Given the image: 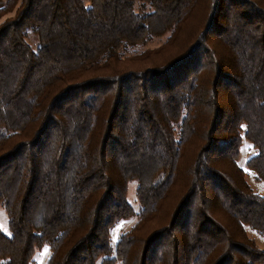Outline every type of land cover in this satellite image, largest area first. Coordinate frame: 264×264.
Wrapping results in <instances>:
<instances>
[{
  "label": "trees",
  "instance_id": "trees-1",
  "mask_svg": "<svg viewBox=\"0 0 264 264\" xmlns=\"http://www.w3.org/2000/svg\"><path fill=\"white\" fill-rule=\"evenodd\" d=\"M244 138L264 180V0L0 6L2 264H264Z\"/></svg>",
  "mask_w": 264,
  "mask_h": 264
},
{
  "label": "rangeland",
  "instance_id": "rangeland-1",
  "mask_svg": "<svg viewBox=\"0 0 264 264\" xmlns=\"http://www.w3.org/2000/svg\"><path fill=\"white\" fill-rule=\"evenodd\" d=\"M6 0H0V6L4 5ZM168 34L161 36V37H155L153 40L148 42L147 44L140 45L132 51V53L139 52L145 49H154L160 45H162L168 38ZM26 40L28 43L32 46L34 50H37L39 47V38L37 33L34 31L32 27H28L26 29ZM167 49H170V47H167ZM164 52V51H163ZM162 52V53H163ZM164 55V53H163ZM161 56L160 54H153L149 61L152 62V60H156L157 57ZM142 57V56H141ZM142 62L138 63L137 65H140ZM141 67V66H139ZM256 153V149L252 146V143L247 139L244 138L242 146H241V155L239 158V163L245 168L246 170V176L253 187V189L261 194H264V180L257 179L255 176V171L247 167V161L250 156ZM137 181L132 180L129 183L128 187V199L130 202L134 205V207L138 210L139 208V201L136 196V187H137ZM137 221V216L133 215L128 218H122L120 219L112 228L111 231V243L113 245V248L116 247L117 241L119 239V236L124 232L130 229ZM0 227L1 229L7 234L11 235L12 232L9 228L8 224V215L3 207V205L0 203ZM248 233L251 235V237L256 241L257 245L264 249V233L258 231L257 229L248 226ZM50 255V247L47 243H44L40 247L37 248L35 255H34V261L32 264H47L48 258ZM0 264H2V260L0 259ZM97 264H102L101 261H98ZM120 264V263H116Z\"/></svg>",
  "mask_w": 264,
  "mask_h": 264
}]
</instances>
